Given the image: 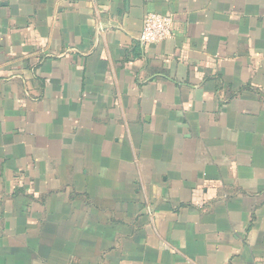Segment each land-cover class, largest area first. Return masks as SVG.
Listing matches in <instances>:
<instances>
[{"label": "crops", "instance_id": "0c3cea01", "mask_svg": "<svg viewBox=\"0 0 264 264\" xmlns=\"http://www.w3.org/2000/svg\"><path fill=\"white\" fill-rule=\"evenodd\" d=\"M0 264H264V0H0Z\"/></svg>", "mask_w": 264, "mask_h": 264}, {"label": "built area", "instance_id": "2783aa9c", "mask_svg": "<svg viewBox=\"0 0 264 264\" xmlns=\"http://www.w3.org/2000/svg\"><path fill=\"white\" fill-rule=\"evenodd\" d=\"M174 36V19L169 15L149 13L144 20V27L139 38L142 46L158 44Z\"/></svg>", "mask_w": 264, "mask_h": 264}]
</instances>
